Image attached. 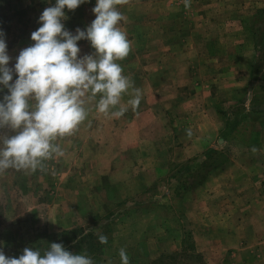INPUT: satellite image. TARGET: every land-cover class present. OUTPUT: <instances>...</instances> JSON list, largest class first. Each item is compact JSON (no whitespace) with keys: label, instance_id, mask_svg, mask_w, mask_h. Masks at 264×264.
I'll list each match as a JSON object with an SVG mask.
<instances>
[{"label":"rangeland","instance_id":"374dc122","mask_svg":"<svg viewBox=\"0 0 264 264\" xmlns=\"http://www.w3.org/2000/svg\"><path fill=\"white\" fill-rule=\"evenodd\" d=\"M55 3L0 0L9 68ZM95 4L65 8V29L85 30ZM116 7L132 44L117 62L140 105L127 104L131 89L120 118L87 103L78 130L54 141L63 155L0 173V250L18 258L60 243L94 264H121V248L130 264H264V0ZM10 134L0 130V147Z\"/></svg>","mask_w":264,"mask_h":264},{"label":"clouds","instance_id":"9594fccd","mask_svg":"<svg viewBox=\"0 0 264 264\" xmlns=\"http://www.w3.org/2000/svg\"><path fill=\"white\" fill-rule=\"evenodd\" d=\"M87 0H56L39 16L40 27L31 33V46L19 52L12 68L4 33L0 31V85L8 94L0 100V130L8 129L0 147V173L16 170L44 169V162L61 156L63 151L54 141L73 135L88 115L87 103L95 102L96 110L105 116L122 117L128 110L121 104L122 95L132 90L127 104L136 110L142 92L134 81L123 75L117 61L124 60L132 44L126 32L117 25L124 20L117 5L129 0H96L95 19L85 30L75 34L65 29L64 9L72 11ZM190 7V0H185ZM90 42L94 52L80 56L77 42ZM13 74L17 78L13 83ZM99 98L97 99V97ZM116 109V110H114ZM258 150L253 147L252 152ZM107 236L98 234L101 244ZM121 264H130L124 248L119 250ZM0 264H94L87 254L64 249L51 243L41 252L24 248L18 257H6L0 250ZM110 264V262H109Z\"/></svg>","mask_w":264,"mask_h":264},{"label":"crops","instance_id":"0c3cea01","mask_svg":"<svg viewBox=\"0 0 264 264\" xmlns=\"http://www.w3.org/2000/svg\"><path fill=\"white\" fill-rule=\"evenodd\" d=\"M229 194V193H228ZM262 206H264L263 204H262Z\"/></svg>","mask_w":264,"mask_h":264}]
</instances>
